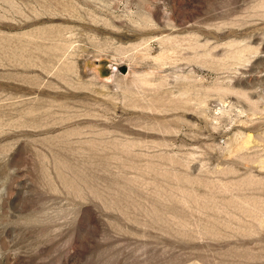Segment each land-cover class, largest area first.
<instances>
[{
  "label": "rangeland",
  "instance_id": "obj_1",
  "mask_svg": "<svg viewBox=\"0 0 264 264\" xmlns=\"http://www.w3.org/2000/svg\"><path fill=\"white\" fill-rule=\"evenodd\" d=\"M0 264H264V0H0Z\"/></svg>",
  "mask_w": 264,
  "mask_h": 264
},
{
  "label": "water",
  "instance_id": "obj_2",
  "mask_svg": "<svg viewBox=\"0 0 264 264\" xmlns=\"http://www.w3.org/2000/svg\"><path fill=\"white\" fill-rule=\"evenodd\" d=\"M124 71H125V69H124Z\"/></svg>",
  "mask_w": 264,
  "mask_h": 264
}]
</instances>
